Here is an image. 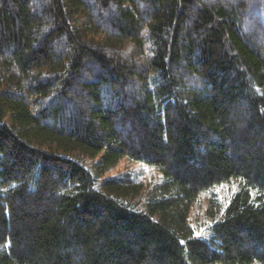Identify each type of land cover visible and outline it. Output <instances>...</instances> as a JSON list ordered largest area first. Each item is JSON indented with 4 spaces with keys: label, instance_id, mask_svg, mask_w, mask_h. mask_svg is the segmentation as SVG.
Masks as SVG:
<instances>
[{
    "label": "trees",
    "instance_id": "16d2710c",
    "mask_svg": "<svg viewBox=\"0 0 264 264\" xmlns=\"http://www.w3.org/2000/svg\"><path fill=\"white\" fill-rule=\"evenodd\" d=\"M0 264H264V0H0Z\"/></svg>",
    "mask_w": 264,
    "mask_h": 264
},
{
    "label": "rangeland",
    "instance_id": "374dc122",
    "mask_svg": "<svg viewBox=\"0 0 264 264\" xmlns=\"http://www.w3.org/2000/svg\"><path fill=\"white\" fill-rule=\"evenodd\" d=\"M139 172L146 185L153 183L159 173L153 168L144 163L130 160L126 157L120 158L116 164L110 167L102 175L103 178L113 176L123 171ZM158 179V178H157ZM237 188V182L231 181L227 184H221L215 188L217 195L224 201L227 200L230 194ZM207 206V195L204 193L200 196L196 205L192 207L190 212L191 224L194 226L197 233H201L205 227V207Z\"/></svg>",
    "mask_w": 264,
    "mask_h": 264
}]
</instances>
